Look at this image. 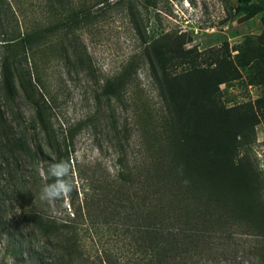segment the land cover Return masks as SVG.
<instances>
[{
  "label": "trees",
  "instance_id": "obj_1",
  "mask_svg": "<svg viewBox=\"0 0 264 264\" xmlns=\"http://www.w3.org/2000/svg\"><path fill=\"white\" fill-rule=\"evenodd\" d=\"M16 1L0 0V256L6 264H197L200 249H210L234 224L264 233L260 176L236 154V135L258 121L239 107L226 108L220 96V86L238 80L246 63L236 56L238 66L226 60L195 66L171 34L146 45L102 86L104 96L119 99L139 63L148 67L162 113L141 116V158L131 168L119 160L112 180L92 168L81 200L74 190L68 207L65 200L42 202L49 164L70 158L33 100L35 57L55 43H68L74 56L77 31L109 7L123 8L134 21V7L131 0H42L49 23L20 32ZM256 1L264 9V0ZM183 65L188 68L177 72ZM18 100L33 117L23 118Z\"/></svg>",
  "mask_w": 264,
  "mask_h": 264
},
{
  "label": "rangeland",
  "instance_id": "obj_2",
  "mask_svg": "<svg viewBox=\"0 0 264 264\" xmlns=\"http://www.w3.org/2000/svg\"><path fill=\"white\" fill-rule=\"evenodd\" d=\"M131 2L134 21L123 8H106L92 25L77 31L74 56L68 43L62 48L55 43L37 53V72L31 70L33 100L52 135L68 145L79 200L84 176L92 168L112 180L122 167L119 160L123 167L131 168L143 155L145 126L141 116L145 111L153 118L162 113V102L148 67L139 63L134 81L119 99L104 96L102 86L131 57L167 34L179 37L183 49L190 52L186 60L195 66L212 68L215 60L238 66L236 56L246 63L245 69L238 68V80L220 86V96L226 108L239 107L256 116L255 127L236 135V154L259 174L264 198V9L257 7L256 0L245 6L237 0ZM16 3L20 10L15 8L14 15L20 32L49 23L42 0ZM77 55L85 62L78 64ZM187 68L183 65L176 71ZM17 104L24 119L33 117L27 103L18 100ZM65 205L69 206L67 199ZM214 238L210 249H200L197 264H264V233L239 223ZM104 241L112 250L117 247L107 237ZM88 246L89 251L92 247L90 243ZM4 259L0 256V264L10 263Z\"/></svg>",
  "mask_w": 264,
  "mask_h": 264
},
{
  "label": "clouds",
  "instance_id": "obj_3",
  "mask_svg": "<svg viewBox=\"0 0 264 264\" xmlns=\"http://www.w3.org/2000/svg\"><path fill=\"white\" fill-rule=\"evenodd\" d=\"M182 174V168L180 169ZM46 182L39 191V199L42 202H55L70 197L76 185L73 179V167L70 160H60L49 164L46 173ZM185 184L188 181H184Z\"/></svg>",
  "mask_w": 264,
  "mask_h": 264
}]
</instances>
